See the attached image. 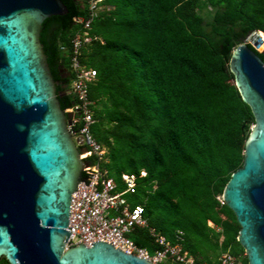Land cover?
Wrapping results in <instances>:
<instances>
[{
	"label": "trees",
	"instance_id": "trees-1",
	"mask_svg": "<svg viewBox=\"0 0 264 264\" xmlns=\"http://www.w3.org/2000/svg\"><path fill=\"white\" fill-rule=\"evenodd\" d=\"M61 1L67 12L45 21L40 40L65 109L77 101L68 91L70 40L80 28L73 18L86 15V4ZM103 3L110 9L90 26L98 39L82 47L80 60L96 73L88 84L90 131L106 151L86 162L118 183L121 173L143 169L129 201L142 204L148 227L179 241L197 263L219 264L228 250L248 264L235 215L217 197L242 164L254 121L228 62L250 32L264 33V0ZM129 237L149 252L158 248L145 227ZM0 264L10 263L2 256Z\"/></svg>",
	"mask_w": 264,
	"mask_h": 264
},
{
	"label": "water",
	"instance_id": "water-1",
	"mask_svg": "<svg viewBox=\"0 0 264 264\" xmlns=\"http://www.w3.org/2000/svg\"><path fill=\"white\" fill-rule=\"evenodd\" d=\"M66 12L61 0H0V258L10 264H152L102 239L66 247L85 149L68 130L71 113L61 108L63 92L40 40L45 21ZM256 51L264 55L252 31L228 62L254 121L242 164L222 193L240 226L237 241L248 264H264V61Z\"/></svg>",
	"mask_w": 264,
	"mask_h": 264
},
{
	"label": "built area",
	"instance_id": "built-area-1",
	"mask_svg": "<svg viewBox=\"0 0 264 264\" xmlns=\"http://www.w3.org/2000/svg\"><path fill=\"white\" fill-rule=\"evenodd\" d=\"M85 4L86 15L73 18L80 28L70 40L72 51L69 68L72 79L68 91L77 101L63 109L65 113H71L68 130L75 145L85 149L80 152V158L85 163L82 169L84 181L78 183L77 190L72 194L67 226L71 233L66 247L79 243L89 246L102 239L112 241V244L127 253L145 257L152 264H202L197 263L179 241L170 243L163 235L148 227L142 204H132L129 201L128 196L135 192L137 179L145 175L143 169L138 174L121 173L118 183L96 164L86 162L91 154L100 159L106 149L95 140L90 131L94 118L92 101L88 98V84L94 80L96 73L81 62L80 56L82 47L98 39L90 33L91 21L101 12L110 9V6L105 5L103 0H85ZM217 199L224 203L222 196ZM208 224L212 225L210 221ZM136 227L147 228L158 248L149 252L145 247L135 244L129 234ZM178 234L181 235V232ZM180 235L177 236L178 240H181ZM218 261L219 264H238L237 257L228 250L220 253Z\"/></svg>",
	"mask_w": 264,
	"mask_h": 264
},
{
	"label": "bare ground",
	"instance_id": "bare-ground-1",
	"mask_svg": "<svg viewBox=\"0 0 264 264\" xmlns=\"http://www.w3.org/2000/svg\"><path fill=\"white\" fill-rule=\"evenodd\" d=\"M264 34L263 32H258V40H259V43H260V47L263 48L264 47V37L263 35Z\"/></svg>",
	"mask_w": 264,
	"mask_h": 264
},
{
	"label": "flooded vegetation",
	"instance_id": "flooded-vegetation-1",
	"mask_svg": "<svg viewBox=\"0 0 264 264\" xmlns=\"http://www.w3.org/2000/svg\"><path fill=\"white\" fill-rule=\"evenodd\" d=\"M251 45V44H250Z\"/></svg>",
	"mask_w": 264,
	"mask_h": 264
},
{
	"label": "rangeland",
	"instance_id": "rangeland-1",
	"mask_svg": "<svg viewBox=\"0 0 264 264\" xmlns=\"http://www.w3.org/2000/svg\"><path fill=\"white\" fill-rule=\"evenodd\" d=\"M264 48V47H263Z\"/></svg>",
	"mask_w": 264,
	"mask_h": 264
}]
</instances>
